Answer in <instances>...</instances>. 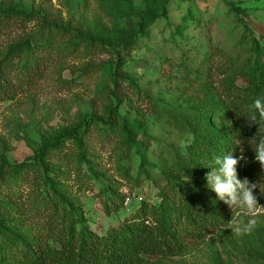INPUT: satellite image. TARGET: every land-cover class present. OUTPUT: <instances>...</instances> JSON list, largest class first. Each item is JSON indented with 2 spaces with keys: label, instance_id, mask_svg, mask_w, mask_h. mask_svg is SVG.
<instances>
[{
  "label": "rangeland",
  "instance_id": "obj_1",
  "mask_svg": "<svg viewBox=\"0 0 264 264\" xmlns=\"http://www.w3.org/2000/svg\"><path fill=\"white\" fill-rule=\"evenodd\" d=\"M0 9L37 16L0 35V61L29 33L49 39L53 54L42 77L24 89L14 80L6 93L13 97L0 99V169L23 168L0 196L11 202L20 237L35 226L41 192L67 206V196L55 195L67 190L86 224L105 234L142 200L174 215L177 184H187L217 222L161 264H249V256L264 264V214L251 232L235 234L232 209L206 180L222 152L217 87L246 85L257 60L264 69V0H0ZM44 143L53 148L42 156ZM32 159L37 167L51 159L41 172L61 170L62 187H39L34 174L26 180ZM255 184L264 206V178ZM3 244L0 258L13 259L14 247Z\"/></svg>",
  "mask_w": 264,
  "mask_h": 264
},
{
  "label": "trees",
  "instance_id": "obj_2",
  "mask_svg": "<svg viewBox=\"0 0 264 264\" xmlns=\"http://www.w3.org/2000/svg\"><path fill=\"white\" fill-rule=\"evenodd\" d=\"M36 18L32 12L0 9V35ZM50 50L49 39L34 40L30 33L10 44L0 61V99L13 97L6 93L14 80L18 81V89H24L42 77L43 69L53 61ZM246 80V85L230 81L220 83L217 91L223 106L213 120L222 129L221 157L231 153L239 159L243 155L245 159L237 165L238 178L252 184L264 178V168L255 159L253 150L264 138V122L249 123L247 119L254 100H264V69L260 61H256ZM113 94L117 100L118 95ZM52 146L44 143L39 152L44 156ZM37 163L36 159L27 163L26 180L34 174L32 181L39 187L44 184L62 187L58 180L61 170L53 175L41 172L43 163L49 169L51 159L41 161L39 167ZM4 166L0 169V192L4 184L22 177L23 171L20 164L9 165V171L3 170ZM177 194L178 209L174 215L171 216L162 203L157 205L142 200L131 217H125L121 224L99 234L86 224L81 206L73 204L67 190L55 193L57 198L67 196V206L60 200L44 197L41 192L33 205L36 223L34 228L25 229L26 238L20 237L14 229V226H21L15 225L10 216L11 202L0 196V247H5L4 241L14 247L11 251L14 258L5 254L0 258V264H161L183 254L189 241L205 237L217 222L210 205L196 190L187 184H177ZM112 197L115 203L116 192ZM107 211H110L109 207ZM254 258L249 256L246 260L250 264Z\"/></svg>",
  "mask_w": 264,
  "mask_h": 264
},
{
  "label": "clouds",
  "instance_id": "obj_3",
  "mask_svg": "<svg viewBox=\"0 0 264 264\" xmlns=\"http://www.w3.org/2000/svg\"><path fill=\"white\" fill-rule=\"evenodd\" d=\"M249 123L264 122V100L257 98L250 106V115L247 117ZM255 159L264 168V138L256 145ZM245 159L243 155L234 158L229 153L222 158H215V165L206 175L208 187L215 192L218 199L226 203L232 209L233 216L229 221L230 229L235 234L249 233L255 227L258 214H264V206H260L253 190L257 184H250L247 179L238 178L237 165L240 160ZM239 209V211H237ZM243 217H247L245 220Z\"/></svg>",
  "mask_w": 264,
  "mask_h": 264
}]
</instances>
